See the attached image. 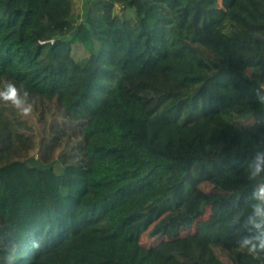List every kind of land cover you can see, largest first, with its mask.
Segmentation results:
<instances>
[{"label":"trees","instance_id":"obj_1","mask_svg":"<svg viewBox=\"0 0 264 264\" xmlns=\"http://www.w3.org/2000/svg\"><path fill=\"white\" fill-rule=\"evenodd\" d=\"M73 1L0 0V264H264V0Z\"/></svg>","mask_w":264,"mask_h":264},{"label":"clouds","instance_id":"obj_2","mask_svg":"<svg viewBox=\"0 0 264 264\" xmlns=\"http://www.w3.org/2000/svg\"><path fill=\"white\" fill-rule=\"evenodd\" d=\"M259 100L264 103V95L257 90ZM0 100L10 103L23 118H28L34 111L36 100L30 98V93L23 86H17L15 82L9 81L0 90ZM248 179L255 180L264 173V151H256L254 158L247 165ZM250 211L243 219L244 231L238 233L237 247L255 258H261L264 254V182L258 183L251 192ZM234 223L240 224L241 218Z\"/></svg>","mask_w":264,"mask_h":264},{"label":"rangeland","instance_id":"obj_3","mask_svg":"<svg viewBox=\"0 0 264 264\" xmlns=\"http://www.w3.org/2000/svg\"><path fill=\"white\" fill-rule=\"evenodd\" d=\"M81 2H82V0H74V1H73V4H74L75 7L80 8ZM74 52H75V54H76L77 57H81V56H83V55L85 54L84 50L81 49V48L78 47V46H74ZM34 126L36 127V131H38L39 128H37V123H34ZM69 144H71V143H69ZM69 144H65L64 146H62V147L58 150V152H59L60 150H62V149L67 148ZM36 154H37V153H36ZM55 159H56V161H55L54 163H56V162H57V163H56L54 166H55L56 169L58 170V167H59V166H58V161H57L58 157H56ZM142 241H144V242H149L150 240H149V238H147L145 235H143V236H142Z\"/></svg>","mask_w":264,"mask_h":264}]
</instances>
